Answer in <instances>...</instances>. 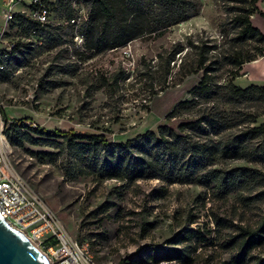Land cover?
<instances>
[{"label":"rangeland","instance_id":"rangeland-1","mask_svg":"<svg viewBox=\"0 0 264 264\" xmlns=\"http://www.w3.org/2000/svg\"><path fill=\"white\" fill-rule=\"evenodd\" d=\"M188 1V21L105 52L87 48V23H66L68 11L63 6L69 0H56L49 25L37 33L25 21L17 20L10 28L8 41L21 48L0 74V129L3 125L8 157L58 216L68 235L89 243L98 264H240L237 251L224 245L237 225L255 223L264 215V164L248 158L220 154L205 160L202 174L213 168L250 167L263 179L254 191L241 188L226 195L212 186L181 183L171 176L131 180L77 176L69 151L61 152L55 163L42 162L37 153L59 150L37 134H33L37 144L22 147L13 145L8 135L7 120L22 121L49 133L99 135L115 144L158 134L166 126L192 145L207 144L220 138L187 123L198 121L201 113L216 106L233 115L257 114L259 119L252 126L264 124V103L260 102L228 105L221 100L209 104L199 100L190 112L172 114L182 101L192 99V91L203 77L201 72L181 79L182 59L188 51L193 53L188 41L209 39L220 47L228 29L226 2ZM2 2L1 25L6 8ZM259 5L264 8V1ZM92 7L89 0V15ZM16 10L23 7L17 5ZM258 18L264 24V18ZM78 35L83 41L76 40ZM176 44H182L184 51L167 73L159 55ZM236 84L248 86L245 81ZM259 144L264 146V140L254 141L255 147ZM148 150L143 145L132 151L143 156ZM191 151L190 147L188 155ZM189 230L197 233L192 242L197 251L184 262L175 259V249L181 247L177 241Z\"/></svg>","mask_w":264,"mask_h":264},{"label":"trees","instance_id":"trees-1","mask_svg":"<svg viewBox=\"0 0 264 264\" xmlns=\"http://www.w3.org/2000/svg\"><path fill=\"white\" fill-rule=\"evenodd\" d=\"M87 48L97 52L115 50L146 34L164 31L188 21V0H90ZM227 3L228 29L224 31V43L219 47L209 39L188 41L189 50L182 59L179 74L184 80L201 72L203 77L192 91V99L182 101L172 114L190 112L202 100L204 104L221 100L225 104L244 102L264 103V87L250 85L242 88L236 84L245 64L264 57V33L252 22L255 14H262L259 3L264 0H223ZM68 18L73 16L69 3H65ZM19 22H28L35 29L36 24L26 15L18 14ZM16 20V21H17ZM230 28V29H229ZM232 34V36H231ZM21 48L16 45L13 55ZM184 51L182 44L160 54L159 58L171 71V63ZM13 57V56H12ZM177 63V62H176ZM198 121L189 122L202 132L220 138L219 141L192 145L181 138L173 129L162 126L159 133H147L127 143L111 144L99 135H74L71 133H49L38 130L22 121L7 120L8 135L13 145L37 144L33 134L40 140L56 147L59 153H37L42 162H57L63 151H69L78 170L77 176L96 175L100 178L149 179L175 177L181 183L197 182L212 186L219 194L230 195L237 189L262 186L263 179L258 170L240 167L232 170L208 169L200 173L206 159L223 155L229 158H248L264 164V146H254V141L264 140V124H256L257 114H231L229 110L216 106L201 113ZM237 130V131H236ZM236 131V132H235ZM146 146V155L135 156L136 147ZM192 151L188 155V149ZM157 149L153 154L152 151ZM160 150H162L161 153ZM204 165V166H203ZM72 174V173H71ZM261 196V195H259ZM251 201L253 198H248ZM220 220H216L219 225ZM193 234V235H192ZM196 232L186 231L175 249V259L189 262L197 251L192 242ZM205 242V241H202ZM236 250L240 264H264V215L255 223L236 226L234 234L224 245ZM260 250V254H254ZM190 264V263H188Z\"/></svg>","mask_w":264,"mask_h":264},{"label":"built area","instance_id":"built-area-1","mask_svg":"<svg viewBox=\"0 0 264 264\" xmlns=\"http://www.w3.org/2000/svg\"><path fill=\"white\" fill-rule=\"evenodd\" d=\"M89 0H69L73 11L66 18L70 26L89 21ZM56 0H8L4 21L0 25V74L7 70L16 42L8 41L10 28L18 14L29 17L36 27L33 33L45 29L50 22ZM21 5L23 10H16ZM76 40L83 41L82 36ZM3 125L0 132L3 133ZM0 213L15 229L28 237L47 257L50 264H98L88 242H78L68 235L58 216L44 199L21 177L11 163L6 146L0 142Z\"/></svg>","mask_w":264,"mask_h":264},{"label":"water","instance_id":"water-1","mask_svg":"<svg viewBox=\"0 0 264 264\" xmlns=\"http://www.w3.org/2000/svg\"><path fill=\"white\" fill-rule=\"evenodd\" d=\"M0 264H50L41 250L0 213Z\"/></svg>","mask_w":264,"mask_h":264},{"label":"crops","instance_id":"crops-1","mask_svg":"<svg viewBox=\"0 0 264 264\" xmlns=\"http://www.w3.org/2000/svg\"><path fill=\"white\" fill-rule=\"evenodd\" d=\"M7 1L8 0H3L1 5L4 4L3 6H6ZM260 10L263 15L255 14L252 17V22L255 27L259 28L264 33V24L261 22L260 18H258V16H260L261 19L264 18V8L260 7ZM241 81H245L248 86L259 85L264 87V57L244 65L241 75L237 78L236 83Z\"/></svg>","mask_w":264,"mask_h":264},{"label":"bare ground","instance_id":"bare-ground-1","mask_svg":"<svg viewBox=\"0 0 264 264\" xmlns=\"http://www.w3.org/2000/svg\"><path fill=\"white\" fill-rule=\"evenodd\" d=\"M0 142L5 146L6 145V141L5 138L3 136V134L0 132Z\"/></svg>","mask_w":264,"mask_h":264}]
</instances>
